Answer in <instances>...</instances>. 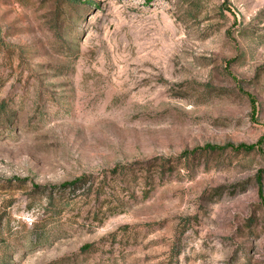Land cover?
<instances>
[{
    "label": "rangeland",
    "instance_id": "rangeland-1",
    "mask_svg": "<svg viewBox=\"0 0 264 264\" xmlns=\"http://www.w3.org/2000/svg\"><path fill=\"white\" fill-rule=\"evenodd\" d=\"M0 264H264V0H0Z\"/></svg>",
    "mask_w": 264,
    "mask_h": 264
},
{
    "label": "trees",
    "instance_id": "trees-1",
    "mask_svg": "<svg viewBox=\"0 0 264 264\" xmlns=\"http://www.w3.org/2000/svg\"><path fill=\"white\" fill-rule=\"evenodd\" d=\"M117 170V169H116ZM82 181V182H81ZM85 183V178H80V179H77L75 182L71 183V184H68L67 186H73V189L75 190L76 186L80 185V186H83ZM66 186V187H67Z\"/></svg>",
    "mask_w": 264,
    "mask_h": 264
}]
</instances>
